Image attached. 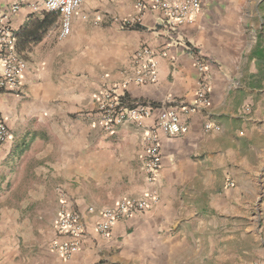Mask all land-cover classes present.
Returning a JSON list of instances; mask_svg holds the SVG:
<instances>
[{"label":"crops","instance_id":"1","mask_svg":"<svg viewBox=\"0 0 264 264\" xmlns=\"http://www.w3.org/2000/svg\"><path fill=\"white\" fill-rule=\"evenodd\" d=\"M148 1L85 0L61 41L62 19L43 0H0V17L20 7L10 20L26 62L21 91L0 90L11 132L0 151V264H219L236 249L246 264L252 236L264 245V0H201L195 22L172 30ZM141 2L140 25L115 21L138 17ZM143 49L154 54L157 81L139 85ZM197 61L208 70L206 107L198 105ZM117 85L125 107L146 104L152 113L107 133L97 103ZM163 108L188 132H155L162 163L149 182L148 138ZM23 178L31 184L19 187ZM49 193L59 209L44 241L47 215L36 203ZM149 194L157 201L146 211L115 223L111 239L99 235L102 209ZM11 201L21 208L10 210ZM68 205L84 227L71 258L53 249L70 239L58 231Z\"/></svg>","mask_w":264,"mask_h":264},{"label":"built area","instance_id":"2","mask_svg":"<svg viewBox=\"0 0 264 264\" xmlns=\"http://www.w3.org/2000/svg\"><path fill=\"white\" fill-rule=\"evenodd\" d=\"M85 0H43L42 7L45 11L60 15L62 19L61 33L59 39L66 40L72 32V18L79 11ZM152 9L159 11L163 21L169 29H176L195 22L200 12L201 0H149ZM140 15L134 19L115 21L123 28H131L140 25L143 21L142 12L146 4H138ZM19 6L13 7L11 13L0 17V90L6 92H19L22 88V76L26 69V62L20 56L17 49V34L11 24V14L16 13ZM34 10H38L35 6ZM137 59L143 61L145 66L134 76L133 81L139 85L154 83L157 81V64L154 54L149 49H143L137 54ZM201 79L197 92L198 105L206 107L209 105L208 81L206 80L207 68L200 61L196 62ZM130 82V81H128ZM128 83H125L123 87ZM119 86L112 90L104 91L97 103L99 114V127L107 132H113L119 125L131 122L141 125L145 119L150 117L152 109L146 104H134L125 107L123 97L118 94ZM206 131H219L218 126L206 124ZM156 131H161L168 137H176L188 132V126L181 122L179 114L170 108H163L159 114L156 129L148 138L149 145L145 156V171L149 175L148 181L152 182L154 175L159 171L162 163V149L156 136ZM11 138V132L7 124L0 118V151L5 143ZM148 200L157 201V198L149 194L145 199L122 200L113 207L102 209L99 213L101 220L97 225L99 235L104 239H111L112 228L115 223L132 218L138 213H143L149 207ZM88 212L97 213L94 207ZM83 223L81 216L71 206H65L58 219V231L61 235L69 236L65 242H55L53 249L66 258H71L80 249V238L83 235Z\"/></svg>","mask_w":264,"mask_h":264},{"label":"rangeland","instance_id":"3","mask_svg":"<svg viewBox=\"0 0 264 264\" xmlns=\"http://www.w3.org/2000/svg\"><path fill=\"white\" fill-rule=\"evenodd\" d=\"M27 179L28 178L19 179V181L23 184L19 187H25V186H28V184H31ZM49 192H50V189H49ZM21 204L22 203H20L19 201H11V202L6 203V205L9 206L10 210H13V211L19 210L21 208ZM38 204H40L39 207L43 210L44 214L47 215V218L46 217L43 218V221H42L43 223L42 224L40 223L44 230H43L42 235L39 234L41 236V239L45 241V240H47V235H48V231H47V229H45V226L47 225L48 219L49 218L52 219L56 215V213L59 209V202H58V199L55 198V196L53 194L49 193V196L46 197V200L44 202H41V203H36V205H38ZM48 215H50V216H48ZM23 220H24V217H21L20 222ZM39 221L40 220H37L36 222L38 223ZM251 224H252L251 227L254 226V218L251 220ZM37 226H38V224H37ZM27 228L28 227H25V231ZM221 229H220V235L222 234L221 232H223V231H221ZM28 232H29V230H27L25 233L29 237L30 235L28 234ZM250 249H251V251H249V253H248V263H246V264H264V245H262L260 242H258V240H255V238L253 236L251 238ZM224 252L226 254L227 250H224ZM234 254L236 257L230 259L229 263L223 261V259H221V255H220L219 264H241V262L239 261V257L242 256L241 251H237V249H236L234 251ZM231 260H233V262Z\"/></svg>","mask_w":264,"mask_h":264}]
</instances>
